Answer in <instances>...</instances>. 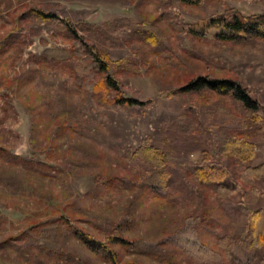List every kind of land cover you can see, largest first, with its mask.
I'll use <instances>...</instances> for the list:
<instances>
[{
    "label": "rangeland",
    "instance_id": "374dc122",
    "mask_svg": "<svg viewBox=\"0 0 264 264\" xmlns=\"http://www.w3.org/2000/svg\"><path fill=\"white\" fill-rule=\"evenodd\" d=\"M235 13L264 15V0H0V264H111L97 243L123 263L243 264L231 252L240 219L226 207L264 210V175L241 177L264 165V136L230 99L183 88L198 77L231 80L264 109V41L174 28ZM81 45L127 62L134 72L110 75L142 104L103 105L72 62L39 60ZM239 134L253 146L245 163L230 149ZM145 146L166 153L165 190L150 187L151 167L136 155ZM209 162L225 177L223 193L195 180ZM187 224L202 251L177 243ZM248 254L263 264L264 244Z\"/></svg>",
    "mask_w": 264,
    "mask_h": 264
},
{
    "label": "trees",
    "instance_id": "16d2710c",
    "mask_svg": "<svg viewBox=\"0 0 264 264\" xmlns=\"http://www.w3.org/2000/svg\"><path fill=\"white\" fill-rule=\"evenodd\" d=\"M184 1L197 3L201 0ZM41 16L44 17L43 14ZM61 27L63 28L64 26L61 25ZM174 28L186 31L192 35H203L224 43H241L257 39L264 41V15L244 17L235 13L226 17H213L201 20L196 24L174 25ZM69 36L75 37L70 32ZM146 40L153 45L157 43L154 37L146 38ZM5 42L6 40L3 41V43ZM99 55L102 56L101 54ZM39 60L44 62V64L54 66L72 62L70 65L72 64V70L75 75L85 81L84 88L86 92L97 95L100 103L103 105L131 107L142 104L139 101L124 98L119 83L110 75L112 69L116 72H134V69L130 68L125 61L110 63L105 54L103 55V59H99L94 55L92 56V51L85 45H81L73 51L62 48L48 49ZM92 75H98L95 83L91 81ZM183 89L188 93H210L217 98H222L223 101L224 99H230L245 111L247 117H250L258 134L264 136V109L250 97L242 85H238L227 79L219 80L198 77ZM181 116L175 121L174 126L183 125L186 115L182 114ZM177 128L181 129V126ZM240 135L230 139V149L235 150V155L245 163L254 158L253 146L248 142L246 136ZM136 155L151 167V181L149 183L151 189L165 190V185L169 180L164 173L166 153L153 146H145L140 147L136 151ZM262 175H264V165L257 168L245 169L241 177L245 184H248L254 178L261 177ZM195 180L214 188L219 194L223 193L226 184L222 171L213 167L210 162L208 165L197 170ZM226 210L229 211L233 221L240 219V225L233 235L232 255L238 261L241 260L243 264H250L253 259L251 254L247 255V250L251 244L254 242L255 245L260 247L264 244V210L249 212L243 205H227ZM78 234L76 233V235ZM175 239L189 253L199 252L203 250L202 247L204 248L199 242L196 231L190 224L178 230L175 233ZM85 244L90 248L91 244L95 245L94 241L88 238H86ZM96 246L98 247L96 250L100 252V255L105 256L108 261L110 260L111 264H133L121 262L109 245L97 243Z\"/></svg>",
    "mask_w": 264,
    "mask_h": 264
}]
</instances>
